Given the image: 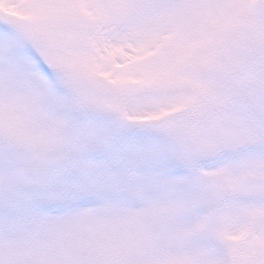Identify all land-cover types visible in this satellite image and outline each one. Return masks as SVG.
<instances>
[{
  "label": "snow or ice",
  "instance_id": "obj_1",
  "mask_svg": "<svg viewBox=\"0 0 264 264\" xmlns=\"http://www.w3.org/2000/svg\"><path fill=\"white\" fill-rule=\"evenodd\" d=\"M0 264H264V0H0Z\"/></svg>",
  "mask_w": 264,
  "mask_h": 264
}]
</instances>
